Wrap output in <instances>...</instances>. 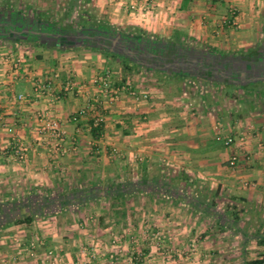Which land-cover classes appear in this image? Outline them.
I'll use <instances>...</instances> for the list:
<instances>
[{
  "label": "crops",
  "instance_id": "obj_1",
  "mask_svg": "<svg viewBox=\"0 0 264 264\" xmlns=\"http://www.w3.org/2000/svg\"><path fill=\"white\" fill-rule=\"evenodd\" d=\"M33 1L18 0L20 5L26 4L21 11L12 5L13 0H3L11 10L3 15L6 21L0 15V264L47 262L45 251H35L28 235L30 228L7 220L11 207H63L65 201L70 206L76 198L94 197L93 190L100 188L98 182H106L110 188L121 184L123 188L128 175L120 171L129 160L136 163L130 175L132 196L137 201L143 197L154 207V215L155 207H162L163 212L183 210L187 215L192 211L191 218L198 220L192 237L181 239L187 243L194 239L202 256L211 251V264H247L259 258L264 253L258 243L264 238V103L255 106L247 101L252 94L264 100V0H78L79 11L82 1L83 7H88L84 13L74 11L78 18L83 14L84 18L139 28L151 35L171 33L196 44L175 47L161 43L191 62L188 66L179 62L163 73L167 77L156 78L174 87L173 91L160 92L145 88V82L132 83L131 90L138 98L121 93L114 103L92 84L95 77L110 73L109 60L102 51L106 49L101 41L104 31L81 28L71 33L48 27L54 13L38 6L60 1ZM146 3L149 10L143 9ZM133 5L137 8L131 10ZM231 7L237 9L239 27L222 24ZM33 9L41 10L36 12L38 19H30L35 17ZM72 10L71 6L68 13ZM62 37L73 42L79 39L81 48L59 46ZM93 38L99 39L93 42L97 50L90 47ZM9 56L20 59V70L13 69L12 59L6 61ZM190 68L192 74L187 71ZM69 80H73L75 90L66 94L63 87ZM115 81L111 78L110 84ZM49 82L52 91L45 88ZM143 93L147 99L141 98ZM19 95L25 96L24 100H18ZM85 105L94 111L78 123L72 122ZM45 111L66 130V155L38 134V115ZM96 115L103 117L99 139L90 129ZM218 131L245 137L249 159L241 155L236 169L228 165L233 150L215 140ZM15 140L28 147L19 161L12 156ZM75 176L88 188L44 201L38 195L44 184L49 187L56 180L75 181ZM225 198L231 207H218ZM198 199L216 205L211 221L206 220L211 231L201 236H196L199 228L208 227L199 219L209 216L193 211L190 203H199ZM238 204L243 207H236ZM237 212V222L222 218L225 213L234 218ZM17 238L22 243L18 244ZM47 238L52 242L54 235ZM61 256L64 264H76L67 249Z\"/></svg>",
  "mask_w": 264,
  "mask_h": 264
},
{
  "label": "rangeland",
  "instance_id": "obj_2",
  "mask_svg": "<svg viewBox=\"0 0 264 264\" xmlns=\"http://www.w3.org/2000/svg\"><path fill=\"white\" fill-rule=\"evenodd\" d=\"M59 1L60 4H50V6L44 5L43 7L38 6L41 10L50 8L54 13V18L50 19L48 27L57 24L58 26H56V29L62 31L69 30L71 33H76L79 29L81 30L82 27L80 26V23H78V15H74V11H82V13H84L85 10L88 9L87 5H84L83 7L84 0L81 3L80 11L77 8L78 0ZM14 2L15 4H13ZM17 2L16 0H13L12 5L23 11V7L26 4L24 3L23 5H20V3ZM33 2L35 3V0ZM71 6L73 7V10L68 13ZM5 8L7 7L4 5L3 0H0L1 17H3L5 11L11 10L9 7L7 9ZM41 10L39 9L38 11L33 9L35 17L30 19H38V17H36L38 16L36 12L38 13ZM131 10L133 9L131 8ZM33 14L31 15L33 16ZM29 17L31 16L29 15ZM3 18L6 21L5 17ZM87 19L94 22L104 23L99 19L96 20L89 16H87ZM107 25L111 24L107 23ZM111 26L125 30L127 27H131ZM146 34L153 41L160 44L170 43L171 46L175 47L196 46L194 41L186 39H181L180 43L177 45L172 44L177 43V37H172L171 33L154 35L149 33ZM58 45H63L65 47L72 46V48H75L74 50H76L77 48H81L80 46L82 43H80L79 39L75 42L72 40L67 41L66 39L62 42L60 41ZM104 55L109 60V74L112 79L121 80L122 77H128L130 84H142V82H145V88L148 87L160 92H170L175 89L174 87H170V85L163 84L162 81L156 80L159 76L167 77L168 75L153 72L146 69V67H137L132 74H129L123 69L121 59L113 60L106 54ZM146 77L151 79H146ZM247 102H251L256 106L260 103L263 104L264 100L260 99L257 94H252ZM139 161L142 163L144 159H139ZM124 167L125 169H122L123 171L121 170L120 172L122 173L125 171L126 175H128V180H123L124 187L122 188V191L128 193L123 197H115L113 195L114 193L111 192L114 191V188L107 186L106 182L102 185L98 182L100 188L97 187L93 190L94 197L86 195V197L81 199L76 198L75 204H71L70 206L67 205V207H58V205H55L54 215L46 214L47 210H45V207H11L12 214H8V219L15 220L17 217H22L29 212L32 214L37 213L34 222L28 231V235L29 239H31V243L33 242L36 252L39 249H42L41 252L45 251L47 256L46 264H53L48 256L50 250L55 251L59 255L57 264H64L61 256L64 249H67L74 259L76 258V264H211L212 258L209 254L211 251H208L206 255L202 256L200 252L201 247L199 248L198 244L192 242L194 239H192L190 243L182 241V237L192 234L191 230L194 228L195 222L198 221L191 218V214H194L191 211V207H189L191 212H189L188 215L185 214L186 212L183 210L176 212H163L162 207H155L157 208L155 214H157L154 215V207H149L147 201L142 199L143 197L140 201H137L138 199L132 196L133 185L130 175L133 173L136 163L129 160L125 163ZM53 185L49 186V188L44 184L41 188H38V195H41L43 201L50 199L51 197L63 194L69 195L88 188V186L82 185L77 177L75 181H71V179L70 181H64L63 179L56 180ZM117 185L118 184H115L113 187L118 188ZM63 186L65 188H63ZM18 197L21 198L22 195H19ZM188 197L191 198L192 196ZM15 199H17V197H15ZM227 200V198L221 200L218 207L229 206L230 204ZM88 201L90 202L83 206V204ZM157 204L161 206V203ZM236 207L243 206L238 204ZM192 208L193 211H196L194 207ZM237 213L239 214V212ZM222 218L226 219V216L224 215ZM152 219L155 223L156 221H159L160 225L158 223L155 224L151 221ZM207 219L211 221L210 216L199 219L206 223L205 226H207L208 229L200 227L196 236H201L202 233H205L204 231H211V224L207 223ZM182 220L186 223H181L180 221ZM181 225H183V228L180 230ZM17 235H19V233ZM51 235H54V238L53 240L50 239L52 242H48L47 240L49 239L47 237ZM55 239H59L58 242H56ZM64 239L68 240V242H63ZM17 240L19 241L17 243L20 244L22 239L17 238ZM64 244L66 245L65 247ZM145 250L149 251L146 256L143 255ZM91 255H95V258H92ZM111 255H114V258H111Z\"/></svg>",
  "mask_w": 264,
  "mask_h": 264
},
{
  "label": "built area",
  "instance_id": "obj_3",
  "mask_svg": "<svg viewBox=\"0 0 264 264\" xmlns=\"http://www.w3.org/2000/svg\"><path fill=\"white\" fill-rule=\"evenodd\" d=\"M215 1H221V0H215ZM132 9H136L137 6L133 5L131 7ZM143 9L149 10L148 4L143 5ZM222 24L226 25L228 27H239L240 21L239 17L237 15V9L235 7H231L229 10V17H223L222 18ZM12 59L13 61V69L14 70H20L21 69V61L20 59H16L15 57L9 56L6 61H10ZM111 75L107 73L104 76L95 77L92 80V84L96 87H98L103 95L108 98L112 103L117 101L119 99V96L121 93H127L130 96H134L138 98V93L131 90V87L123 86L121 88L113 89L111 88ZM46 90L52 91L53 85L51 82L45 85ZM63 90L66 94L71 93L75 90V85L73 80H69L63 87ZM36 91H39V88L37 87ZM25 96L19 95L18 100H24ZM141 98L147 99L148 95L147 93L141 94ZM94 111L93 107L91 105H85L79 109V111L72 117L71 121L74 123H78L81 118L86 117L89 112ZM39 118V128H38V134L45 139L46 141L50 140V142L53 145V148L59 152L61 155L67 154V149L64 146V140L66 138V130L63 128V125L61 121L57 119L51 118L48 113L41 112L38 115ZM103 123V117L96 115L93 119V124L90 126V129L97 128L99 125ZM9 132H12V129H9ZM215 140L218 143H221L224 148L233 150L228 165L231 169H236L241 155L245 157V159H249L248 155L245 152V137L242 135L234 136V135H224L222 131H218ZM262 147V144L260 145ZM27 146L20 142V140H15L12 148V156L13 159L16 161H19L23 159L24 154L27 151ZM263 160H264V153H263ZM49 258L52 260L53 264H57V261L59 259V255L53 251L50 250L48 252ZM92 258H95V255H91ZM111 258H114V255H111Z\"/></svg>",
  "mask_w": 264,
  "mask_h": 264
},
{
  "label": "trees",
  "instance_id": "obj_4",
  "mask_svg": "<svg viewBox=\"0 0 264 264\" xmlns=\"http://www.w3.org/2000/svg\"><path fill=\"white\" fill-rule=\"evenodd\" d=\"M78 23H80V26L82 28L99 29V30L107 32V34H110V35L120 34L122 36L132 37V38H135L136 40H141V41L142 40H145V41L152 40L150 37L147 36L146 33H144L142 30H140L138 28L127 27L126 30L121 29V28L119 29V28L113 27L111 25L91 21L90 19L84 18L83 14H80V17L78 19ZM56 26H58V25L54 24L53 28L56 29ZM176 37H177L176 42L179 44L181 40L178 36H176ZM37 43L39 44V41ZM90 47H92L94 50L98 49L97 46H95V43H91ZM61 48H59V49H61ZM102 51L104 54H106L108 57H110L113 60L121 59L123 69L129 74H132L134 72V70L137 68L136 63H134L130 60L124 59V58H120L117 54L109 51L108 49H102ZM123 86H126V87L131 86L130 81H128V77H122L121 80L115 81V83H113L111 85V88L117 89V88H121ZM92 124H93V120L91 122V125ZM91 132H92L94 138L99 139L102 132H103V123L101 125H99V127H97V128H92ZM113 185H115V184H113ZM113 185H112V187H113ZM117 186H118V188L114 187V191H117L116 194H113L115 197H123V196H125L126 193H128L125 191L120 192V190L122 189V188L120 189L121 184L117 185ZM122 187H124V185ZM148 188L149 187H147V186L145 187V189H148ZM192 199L196 200V197H193ZM178 200L182 201L184 199H179V197H178ZM198 200H200V199H198ZM65 202L61 203L63 205V207L67 206V204ZM190 205L193 206L198 212L202 213L204 216H212L214 207H216V205H214L213 203H207V202H205V200H202V199L200 200L199 203L194 202V203H190ZM203 205H205L207 207H204ZM45 210H47L46 214L54 215V207H45ZM235 214L236 215L234 218H232V217L230 218V216L227 215V213H225L226 219L227 218L231 219L234 222L239 221L240 217L238 216V213H235ZM0 215H2V214H0ZM35 215H37V213L32 214L29 212V213L24 214V216H22V217H19V218L17 217V219H15V220H11L8 218H7V220H9V222H11L12 224L23 225L27 228H30L34 222ZM258 243L260 246H262L264 248V238L261 239ZM148 252H149L148 250H145L143 255H145V256L148 255ZM247 264H264V253L259 258L255 259L253 261H249Z\"/></svg>",
  "mask_w": 264,
  "mask_h": 264
},
{
  "label": "flooded vegetation",
  "instance_id": "obj_5",
  "mask_svg": "<svg viewBox=\"0 0 264 264\" xmlns=\"http://www.w3.org/2000/svg\"><path fill=\"white\" fill-rule=\"evenodd\" d=\"M0 23L2 22L0 21ZM104 34L106 35H104V39H102L101 41L103 45L106 47V49L117 54L119 57H123L124 59L136 63L137 65L144 66L146 68L156 69L160 73L168 72L169 71L168 69L173 70L174 69L173 66L177 65L179 62H181V64L186 63L187 66L190 65L191 63L189 59L188 61H184L182 55H180L178 52L176 53L174 50L172 51L166 49L165 46H162L160 43H157L156 41L142 40L141 43L139 40H136L135 38L124 37L121 35V38L119 39V43L114 44L113 40L118 36L107 34V32L105 31ZM62 39L64 38L62 37ZM58 40H60V38ZM89 41L92 43L93 42L98 43L99 39L93 38V40L90 39ZM183 71H186V69L183 68ZM187 71L189 74H192V71L194 70L193 68H190ZM180 73L182 74V72ZM194 74L197 75V73Z\"/></svg>",
  "mask_w": 264,
  "mask_h": 264
},
{
  "label": "water",
  "instance_id": "obj_6",
  "mask_svg": "<svg viewBox=\"0 0 264 264\" xmlns=\"http://www.w3.org/2000/svg\"><path fill=\"white\" fill-rule=\"evenodd\" d=\"M121 38V36L119 35L118 37H116L115 39H114V44H118L119 43V39ZM141 43H142V41L141 40H139Z\"/></svg>",
  "mask_w": 264,
  "mask_h": 264
}]
</instances>
